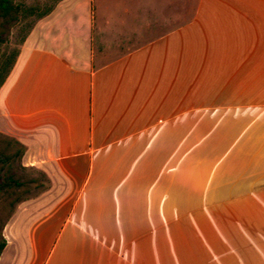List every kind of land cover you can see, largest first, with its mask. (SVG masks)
<instances>
[{
	"label": "crops",
	"instance_id": "crops-1",
	"mask_svg": "<svg viewBox=\"0 0 264 264\" xmlns=\"http://www.w3.org/2000/svg\"><path fill=\"white\" fill-rule=\"evenodd\" d=\"M0 132L51 185L0 264H264V0H57Z\"/></svg>",
	"mask_w": 264,
	"mask_h": 264
},
{
	"label": "rangeland",
	"instance_id": "rangeland-1",
	"mask_svg": "<svg viewBox=\"0 0 264 264\" xmlns=\"http://www.w3.org/2000/svg\"><path fill=\"white\" fill-rule=\"evenodd\" d=\"M14 2L21 9L19 19L9 23L0 18V79L15 58L36 18L47 12L57 0H14ZM14 151L15 148L12 147L9 154H13ZM50 186L47 175L42 170L24 166L20 158L12 157L10 160L2 158L0 162V241L18 205L24 200L40 195Z\"/></svg>",
	"mask_w": 264,
	"mask_h": 264
},
{
	"label": "trees",
	"instance_id": "trees-1",
	"mask_svg": "<svg viewBox=\"0 0 264 264\" xmlns=\"http://www.w3.org/2000/svg\"><path fill=\"white\" fill-rule=\"evenodd\" d=\"M53 6L50 9H48L47 12H45L43 15L48 14L53 9ZM20 11L21 9L19 5L16 4L14 0H0V18L2 19V21H6L9 23L17 21L19 19ZM17 55L18 52L16 53L15 58L10 62L3 77L0 79V86L3 84L11 68L13 67ZM12 147L15 148V151L13 154H9V150ZM25 149L26 148L24 144H22L20 141L0 132V162L2 161V158L4 160H10L12 157L22 159V156L25 153ZM47 182L50 183V179L48 178V176H47ZM5 246H6V239L3 237L2 241H0V255L2 254Z\"/></svg>",
	"mask_w": 264,
	"mask_h": 264
}]
</instances>
